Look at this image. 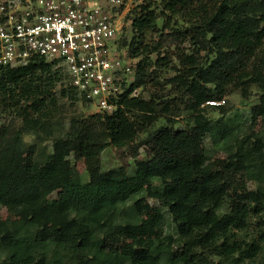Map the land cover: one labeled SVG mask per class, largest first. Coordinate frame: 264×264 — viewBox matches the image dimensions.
<instances>
[{"label":"trees","instance_id":"obj_1","mask_svg":"<svg viewBox=\"0 0 264 264\" xmlns=\"http://www.w3.org/2000/svg\"><path fill=\"white\" fill-rule=\"evenodd\" d=\"M131 14L132 36L118 43L140 60L119 107L72 117L50 148L25 136L50 133L53 90L62 83L61 97L87 99L43 57L0 66V97L23 122L10 138L0 130V205L20 216L0 219V264H196L205 250L241 264L262 252L264 134H242L221 102L234 88L245 99L255 89L250 114L264 121V0L150 1ZM154 35L186 47L171 55L162 40L151 43ZM154 82L156 91L144 95ZM184 112L188 128L178 129ZM141 134L146 157L132 174L102 169L107 147L133 145ZM208 138L226 149L225 159L211 161ZM24 153L32 163H22ZM72 158L85 160L87 180ZM162 207L175 235H162ZM254 225L259 238L248 233Z\"/></svg>","mask_w":264,"mask_h":264},{"label":"built area","instance_id":"obj_2","mask_svg":"<svg viewBox=\"0 0 264 264\" xmlns=\"http://www.w3.org/2000/svg\"><path fill=\"white\" fill-rule=\"evenodd\" d=\"M104 2L0 0V66L19 67L43 57L64 69L98 113L112 115L139 60L118 43L121 16L114 8L121 0ZM138 94L137 88L131 96Z\"/></svg>","mask_w":264,"mask_h":264},{"label":"rangeland","instance_id":"obj_3","mask_svg":"<svg viewBox=\"0 0 264 264\" xmlns=\"http://www.w3.org/2000/svg\"><path fill=\"white\" fill-rule=\"evenodd\" d=\"M106 1L107 3L109 0H101ZM152 1L153 3H158L160 0H121V3L119 5H116L114 8L115 11L119 12L121 19H119L121 32L118 35V42L121 38L127 37L130 39L132 36L131 31V24H132V14L131 12L136 10L137 7H139L142 4H146L147 2ZM150 38V37H149ZM158 40H162L158 36H152L151 43L155 44ZM163 44L166 46L165 48L170 52L171 55H176V53L185 48L186 44H183L180 40H174L173 38L170 39V36L163 39ZM180 46V47H178ZM152 47V46H151ZM127 53L128 49L122 48ZM123 52V53H125ZM164 55V54H162ZM153 57H156V54H153ZM176 59V58H175ZM140 59H137V61ZM56 68H60L66 75L67 73L64 71L62 67L56 66ZM160 82L163 84L164 80L163 78L160 79ZM64 83H69V78L64 81ZM154 84L149 85L147 87V90L144 92V95H148L152 91H156L157 85ZM61 84H59L55 90H53L54 96L56 97V103H57V112L51 116V124L52 128L50 130V133H45L43 131H40V136H37L33 133L27 134L25 136V141L28 144L37 142L39 145L42 144V146H48L49 148L52 145V140L54 138L60 137L64 135L70 126V121L72 117H87L91 114H94L97 112L96 106L94 104H90L89 102H86L84 100H79L76 102H72L67 98L61 97ZM67 85H65L66 87ZM161 88V85L158 86ZM169 89L168 86H164ZM139 91H142V89L138 88ZM253 95L248 99H245L242 96V92L239 88H234L232 90V93L227 95L224 100L221 102V104L225 107L226 111V119L231 120V122L234 125H237L240 127V130H242V134L245 133H254V134H264V121L261 118L254 119L251 117L250 110L253 106L257 104V90H253ZM14 110H12V107H10L7 102L4 104L3 99L0 97V130H3V128L8 129L7 138L13 136V134L20 129V127L23 125L22 120L19 118ZM186 116L187 113H183L182 116L176 118L177 124L176 128L180 129H186L187 122H186ZM212 117H219V112H212ZM49 122V121H48ZM160 123V122H159ZM145 137V135L141 134L138 139L133 143V145L127 146V147H115V146H109L107 147L103 153L101 154L100 161L102 165L103 170H108L112 168H118L120 166H124L129 174L132 172L134 162L136 160H141L146 157L147 147L142 144V140ZM206 148H207V155L211 159V161H218L220 159H225L227 157L226 149L222 145H215L211 142V140L208 138L206 140ZM33 161V156L29 155L28 153H24L22 157V163L23 164H30ZM73 163L77 167V170L80 174L83 175L84 178L87 180V165L84 159H74L72 158ZM132 174V173H131ZM243 176V175H242ZM246 177V176H245ZM250 185H254L253 183H249ZM145 193H141L135 197V199L140 197H145ZM57 194H53L50 197L54 198ZM134 199V200H135ZM148 201H150L151 204H155L157 206H160L159 203L154 201L152 198L147 197ZM134 200H131L127 203L125 206V210H127L128 206L133 203ZM162 211L164 212V221H163V232L162 235L165 236L167 234H176V227L175 223L172 220L170 212L167 210V208L162 207ZM20 218L18 212L5 205H0V219L2 220H18ZM257 231V227L254 225V227L251 229L249 235H254L257 238H259ZM245 235V234H244ZM202 257L198 258V256L194 258L196 264H239L234 262L230 259H224L223 257H220L217 255V253L214 250H205L204 253L201 254ZM163 264H180V263H166V261L163 259ZM241 264H264V243H263V250L259 254V256L253 260H246L242 262Z\"/></svg>","mask_w":264,"mask_h":264}]
</instances>
